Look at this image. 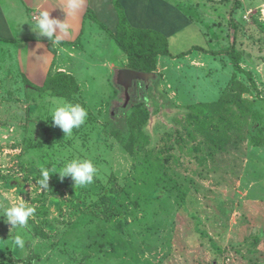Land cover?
Wrapping results in <instances>:
<instances>
[{"label":"rangeland","instance_id":"1","mask_svg":"<svg viewBox=\"0 0 264 264\" xmlns=\"http://www.w3.org/2000/svg\"><path fill=\"white\" fill-rule=\"evenodd\" d=\"M174 1L190 21L175 58L134 66L93 27L54 49L45 87L0 78V264H264V0ZM57 102L88 113L71 136ZM72 158L93 183L41 188L40 166ZM21 202L35 213L13 250L2 215Z\"/></svg>","mask_w":264,"mask_h":264},{"label":"crops","instance_id":"2","mask_svg":"<svg viewBox=\"0 0 264 264\" xmlns=\"http://www.w3.org/2000/svg\"><path fill=\"white\" fill-rule=\"evenodd\" d=\"M174 2L120 0L133 28L158 32L168 42L190 27L188 17L174 6ZM59 7L60 0H0V73H7L0 74L1 80L9 82L12 76L8 73L15 71L18 76H14L23 79L28 86L41 88L55 64L56 55L50 51L49 45L56 50L62 46H72L61 43H76L87 28L95 27L109 33L117 30L118 16L113 0H85L80 13L69 18L71 31L60 44L39 37L33 30L39 11L47 8L52 18L64 20L66 14ZM87 12L90 14L87 15Z\"/></svg>","mask_w":264,"mask_h":264},{"label":"clouds","instance_id":"3","mask_svg":"<svg viewBox=\"0 0 264 264\" xmlns=\"http://www.w3.org/2000/svg\"><path fill=\"white\" fill-rule=\"evenodd\" d=\"M85 5V0H60L61 10L66 14V19L52 18L50 10L43 8L39 11L34 25V31L39 37H46L51 42L60 44L71 31L69 18L76 17ZM87 111L80 104L70 102H57L50 111L52 125L59 127L65 136H71L73 129L80 128L87 119ZM58 174L63 180L71 177L75 188L85 187L94 181L97 168L91 159L72 158L67 160L59 169H49L45 166L39 168V180L41 188H48V181L52 174ZM35 213V209L26 203L12 204L3 209V217L11 224V228H17L16 235L11 239L13 250L25 247L23 231L28 226V220Z\"/></svg>","mask_w":264,"mask_h":264},{"label":"trees","instance_id":"4","mask_svg":"<svg viewBox=\"0 0 264 264\" xmlns=\"http://www.w3.org/2000/svg\"><path fill=\"white\" fill-rule=\"evenodd\" d=\"M240 5V4H238ZM174 6L180 10L185 16L187 15V10H184L180 5L174 4ZM113 7L117 13L118 16V25L117 30L114 33L110 32V35L113 37V39L116 41V43L124 50V52L127 54L128 59L130 63L134 66H140L141 59L145 60H153L157 58L158 56L162 57H170L175 58V56H172L169 52V47L167 46V39L161 35L158 32L150 31V30H142V29H135L133 28L130 23L128 22L124 9L120 3V0H113ZM90 14V12H87V15ZM144 34H154L155 36H159L164 41V46L160 48L156 47H149L145 44L143 37ZM128 40V45H125L122 40L124 37ZM62 45H73L71 43H61ZM50 51L54 53V47L52 45H49ZM194 50H200L199 48H194ZM234 48H232L227 54L231 56L233 54ZM189 55V52H183L181 54H178L177 57H185ZM145 71H148L149 69H144ZM51 73V72H50ZM50 73L48 74V77L45 81V84L43 87H45L48 83ZM41 87V88H43Z\"/></svg>","mask_w":264,"mask_h":264}]
</instances>
